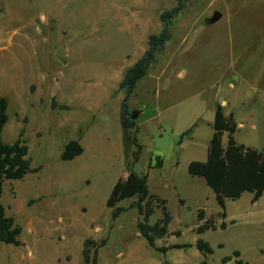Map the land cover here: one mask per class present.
<instances>
[{
    "label": "rangeland",
    "instance_id": "rangeland-1",
    "mask_svg": "<svg viewBox=\"0 0 264 264\" xmlns=\"http://www.w3.org/2000/svg\"><path fill=\"white\" fill-rule=\"evenodd\" d=\"M175 5L0 0V96L8 103L1 139L11 144L23 130L26 158L39 168L2 186L0 203L21 232L18 246L0 243V264H84V252L91 258L94 250L86 241L104 242L98 264H234V251L245 264H264V198L252 204L245 192L226 200L222 218L204 178L188 174L189 162L206 161L215 107L223 102L237 126L234 140L264 150V0H187L128 99L130 109L141 110L136 161V147L123 143L119 82L148 36L161 31L160 14ZM214 12L221 18L208 24ZM192 126L191 138H181ZM143 174L171 215L156 246L191 248H150L137 231L135 207L112 218L115 207L136 201L135 176ZM160 218L156 208L148 222ZM205 220L216 230L196 234ZM199 238L210 255L195 248ZM224 257L231 260L222 263Z\"/></svg>",
    "mask_w": 264,
    "mask_h": 264
},
{
    "label": "trees",
    "instance_id": "trees-1",
    "mask_svg": "<svg viewBox=\"0 0 264 264\" xmlns=\"http://www.w3.org/2000/svg\"><path fill=\"white\" fill-rule=\"evenodd\" d=\"M187 0H176V5L160 14L159 20L162 23V29L157 35H149L147 39V49L142 56L123 74L119 82V90L124 92L120 103L119 122L123 134L124 145L132 144L136 147L134 160L138 159L137 154L141 151L136 134L139 127L137 119L141 110L130 109L128 99L132 95L136 84L146 75L150 66L156 60V54L160 52L165 43L170 39V26L172 20L186 7ZM56 103L53 101L51 107L55 108ZM8 103L5 97L0 96V197L2 186L5 181H14L23 179L28 173H36L39 168H31L27 156L26 141L22 139L24 131L19 134V138L11 144L2 142L1 136L4 126L8 121ZM60 110H65L66 106L60 105ZM236 123L232 114L225 116L221 106L215 107L214 119L212 123V136L207 149V158L205 163H194L190 167V172L196 176L203 177L206 186L213 192L214 199L221 209L220 217L225 218L226 200H236L247 192L251 194L250 202L253 204L261 197L264 198V150L259 151L253 148L245 147L238 144L233 135L236 131ZM194 126L182 133L181 138L188 137ZM227 134V143L223 146L222 136ZM77 142V141H76ZM76 142H72L76 144ZM68 143L63 155L68 151ZM156 167L162 166V159L156 158ZM151 168V166H149ZM136 201L128 208L115 207L112 210V218H117L121 213L135 207L138 210L140 219H138L136 228L139 236L142 237L147 245L155 251L166 253L169 249H188L192 245H169L166 247H157L156 240H164L168 235V225L171 221V215L166 207V200L151 194L147 185V174L135 176ZM161 210V218L155 223L150 224L149 218L154 213V209ZM204 211L199 210L197 221L203 220ZM221 229L226 227L222 222L219 226ZM208 230H216V226L211 220H205L203 224L198 225L195 229L196 234H203ZM21 228L14 224L11 217L5 215L4 206L0 203V243L18 246L20 244L18 236ZM179 235L180 232H175ZM92 244L94 247L93 256L90 258L87 252H84V264H98V249L103 246L104 242L95 243L86 241L85 246ZM195 248L203 255H210L212 248L202 239H197ZM232 256L236 258L234 264H245L239 259V252L234 251ZM231 257L222 258L221 262L226 263ZM162 264H169L166 260ZM201 264H206L203 260Z\"/></svg>",
    "mask_w": 264,
    "mask_h": 264
},
{
    "label": "crops",
    "instance_id": "crops-1",
    "mask_svg": "<svg viewBox=\"0 0 264 264\" xmlns=\"http://www.w3.org/2000/svg\"><path fill=\"white\" fill-rule=\"evenodd\" d=\"M225 105V103L223 102L220 106H221V109H222V112H223V114L225 115V116H228L229 114H231V109L229 108V110H228V112H225L224 110H223V106ZM191 135L192 134H190L187 138H191ZM223 137V136H222ZM206 161H191V162H189L190 163V165H189V173L188 174H190V175H193V177H198V176H196V175H194V174H192L191 172H190V167H192V165L194 164V163H205ZM178 163H176V165H177ZM162 167V166H161ZM160 168V167H159Z\"/></svg>",
    "mask_w": 264,
    "mask_h": 264
},
{
    "label": "water",
    "instance_id": "water-1",
    "mask_svg": "<svg viewBox=\"0 0 264 264\" xmlns=\"http://www.w3.org/2000/svg\"><path fill=\"white\" fill-rule=\"evenodd\" d=\"M221 18V14L218 12H214L212 17L208 20V24H213L217 22Z\"/></svg>",
    "mask_w": 264,
    "mask_h": 264
}]
</instances>
